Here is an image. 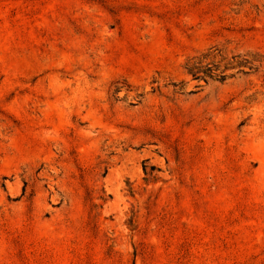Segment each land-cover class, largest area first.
I'll return each instance as SVG.
<instances>
[{
	"label": "rangeland",
	"instance_id": "1",
	"mask_svg": "<svg viewBox=\"0 0 264 264\" xmlns=\"http://www.w3.org/2000/svg\"><path fill=\"white\" fill-rule=\"evenodd\" d=\"M0 264H264V0H0Z\"/></svg>",
	"mask_w": 264,
	"mask_h": 264
},
{
	"label": "trees",
	"instance_id": "2",
	"mask_svg": "<svg viewBox=\"0 0 264 264\" xmlns=\"http://www.w3.org/2000/svg\"><path fill=\"white\" fill-rule=\"evenodd\" d=\"M216 52V53H215ZM220 53L223 54L222 50H219V49H214L213 51H211L209 54H205L203 55L202 57L198 58V59H195V61H193V64H192V70L191 71H196L194 73L192 72H188L190 75H192V77L196 80H204L206 82V78H209V79H213L212 77V74L211 72L212 71H219V69L222 67L223 68V71L221 72V74L224 73V71H227L228 69H230L232 67V63H230L226 57H224L223 55H221ZM220 56V60L218 61V64L216 63H208L205 67L204 70H201V66L200 64L203 63V59L205 60H208V59H216V57ZM230 67V68H229ZM236 67H240L239 64H237ZM237 73H241V74H244V72L242 70H238ZM201 75V76H200ZM234 75H230L229 77L226 76V75H222L220 76L219 78L215 77L214 79L219 81V82H224L225 80H227L228 78H231L233 77Z\"/></svg>",
	"mask_w": 264,
	"mask_h": 264
}]
</instances>
